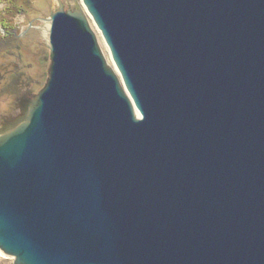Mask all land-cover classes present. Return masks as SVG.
Returning <instances> with one entry per match:
<instances>
[{"label":"water","instance_id":"1","mask_svg":"<svg viewBox=\"0 0 264 264\" xmlns=\"http://www.w3.org/2000/svg\"><path fill=\"white\" fill-rule=\"evenodd\" d=\"M56 1L48 77L0 116L1 252L264 264V0Z\"/></svg>","mask_w":264,"mask_h":264},{"label":"rangeland","instance_id":"2","mask_svg":"<svg viewBox=\"0 0 264 264\" xmlns=\"http://www.w3.org/2000/svg\"><path fill=\"white\" fill-rule=\"evenodd\" d=\"M60 1L64 4L63 8H66L67 5L73 6L76 2L82 5L81 0ZM56 4V0H0V22L10 23L17 18L35 19V25H33L35 27L34 30H31L32 32L29 31L25 35V25H20L17 28L19 31L22 29L20 34L22 36L17 37V40L5 39L6 42L0 40V116L16 114L14 108L18 95L28 89L32 93H36L44 85L48 77L50 59H48L49 49L44 46L46 42L45 30L39 27L47 26V23L41 19L46 18L50 13V7ZM91 21L90 19L89 22ZM91 24L97 34L98 29L93 22ZM97 37L100 48L107 58L104 46L98 35ZM0 264H13V257L0 250Z\"/></svg>","mask_w":264,"mask_h":264},{"label":"flooded vegetation","instance_id":"3","mask_svg":"<svg viewBox=\"0 0 264 264\" xmlns=\"http://www.w3.org/2000/svg\"><path fill=\"white\" fill-rule=\"evenodd\" d=\"M67 7H68V5L66 6V8ZM34 23H35L34 18L33 19L32 18L27 19V20H25V19L22 20L20 18H17L16 20H13L10 23L0 22V40H4V41H5V39L10 40V41H12L13 39L17 40L18 39L17 37L22 36V35H20L22 33V29L19 31L17 27H19L20 25H25L26 31H24V32L26 35V33H28L29 31L34 30V27H35V26H33V25H35ZM1 30H3V31H1ZM5 37H7V38H5ZM12 46H15V45L12 44ZM0 76H1V72H0ZM31 94H33V93L28 89V90H25L24 93L18 95V98H20L22 96H30ZM15 104H16V101H15ZM15 112L17 113L18 109H15Z\"/></svg>","mask_w":264,"mask_h":264},{"label":"bare ground","instance_id":"4","mask_svg":"<svg viewBox=\"0 0 264 264\" xmlns=\"http://www.w3.org/2000/svg\"><path fill=\"white\" fill-rule=\"evenodd\" d=\"M91 25H92V24H91ZM39 28L45 30L44 33H46L47 26H40ZM92 28H93L94 31L96 30L94 27H92ZM95 33H96V31H95ZM95 35H96V36H97V35L99 36V38H100V42H101L102 45L104 46L103 48L105 49V53H106V55H107V58H106L107 60H106V61H108V63H109L111 66H114V65H113V61H111V57H110V54H109L108 48H106L107 46H106V44L104 43V41H103V39L101 38V36L99 35V32L97 31V34H95ZM46 36H47V33H46ZM97 38H98V37H97Z\"/></svg>","mask_w":264,"mask_h":264}]
</instances>
